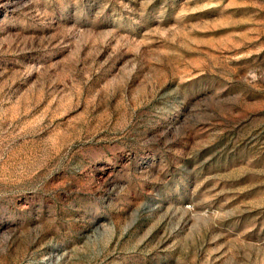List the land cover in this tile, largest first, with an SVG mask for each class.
Here are the masks:
<instances>
[{
  "label": "rangeland",
  "instance_id": "374dc122",
  "mask_svg": "<svg viewBox=\"0 0 264 264\" xmlns=\"http://www.w3.org/2000/svg\"><path fill=\"white\" fill-rule=\"evenodd\" d=\"M0 264H264V0H0Z\"/></svg>",
  "mask_w": 264,
  "mask_h": 264
}]
</instances>
